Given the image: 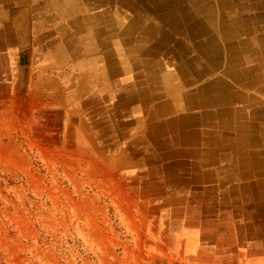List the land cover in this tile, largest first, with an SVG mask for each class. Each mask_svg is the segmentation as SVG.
Wrapping results in <instances>:
<instances>
[{
    "label": "rangeland",
    "instance_id": "374dc122",
    "mask_svg": "<svg viewBox=\"0 0 264 264\" xmlns=\"http://www.w3.org/2000/svg\"><path fill=\"white\" fill-rule=\"evenodd\" d=\"M32 5L0 0V264H264L261 165L202 171L175 132L144 142L142 116L103 128L65 98L80 69L32 50L64 21L19 20L16 50V11Z\"/></svg>",
    "mask_w": 264,
    "mask_h": 264
},
{
    "label": "crops",
    "instance_id": "0c3cea01",
    "mask_svg": "<svg viewBox=\"0 0 264 264\" xmlns=\"http://www.w3.org/2000/svg\"><path fill=\"white\" fill-rule=\"evenodd\" d=\"M16 1L33 4L16 11V50H26L28 35L19 20L65 22L48 29L55 38L46 47L34 43L32 50L38 48L47 62L80 69L76 80L65 77V98L74 92L86 99L83 105L95 108L103 128L120 123L122 115L142 116L144 142L146 130L175 132L179 153L187 157L181 161L199 164L202 171L221 162H254L264 176V46L256 43L246 52L247 35L232 34L222 42L223 35L220 40L217 30L207 28L210 18L214 25L218 18L227 31L233 21L250 20L248 31L264 40V7L251 0ZM224 3L229 9L220 6ZM215 41L219 61L208 45ZM244 49L246 55L228 61L229 54Z\"/></svg>",
    "mask_w": 264,
    "mask_h": 264
},
{
    "label": "bare ground",
    "instance_id": "6f19581e",
    "mask_svg": "<svg viewBox=\"0 0 264 264\" xmlns=\"http://www.w3.org/2000/svg\"><path fill=\"white\" fill-rule=\"evenodd\" d=\"M262 1H264V0H262ZM250 2H254V3H252V4H255V5H257V6H259V7H264V2H261V0H251ZM233 3H235L234 1H233ZM220 6H222L223 7V9H226V8H228V7H230L231 6V4H226V3H224V6L222 5V4H220ZM233 6V5H232ZM229 9V8H228ZM262 9H264V8H262ZM219 10H221L220 8L218 9V7H217V11H219ZM209 21H211V26L210 25H207V28H211V29H214V30H217L218 31V33H219V36H220V40H221V36L223 35V37H222V42H224L223 41V38H227V37H229V35H232V34H234V35H239L240 33L242 34H244V35H247V41L244 43L245 45V49H246V52L247 51H250V49L252 48V47H257V46H255L256 45V43L257 44H261L260 46L262 47V46H264V40H259V39H256L255 37L256 36H254L253 35V33H250L248 30H250L249 29V26H248V24H246L248 21H250V20H248V21H240V22H236V21H231L232 22V25L233 26H231L232 28H230V30L228 29V31L226 30V28H223V26H220L221 25V23H220V20H218V18H216L215 19V25H214V18H210V19H208ZM231 20V19H230ZM229 20V21H230ZM222 21V20H221ZM258 22L260 21V20H257ZM262 21H264V20H262ZM262 21H261V23H262ZM193 22V24H194V20L192 21ZM255 23V22H254ZM229 24V23H228ZM253 24V23H252ZM188 27H190V26H188ZM229 28V27H228ZM235 28H236V30H235ZM204 30V29H203ZM202 30V31H203ZM211 31V30H210ZM251 35V36H250ZM212 44V46H209V48H212V50H215L214 52H212L213 54H214V56H211L212 58H213V60L214 61H219V60H221V57H219L221 54H220V52H219V49H218V46H217V43H216V41L215 42H213V43H210V44H208V45H211ZM228 47V46H227ZM245 49L242 51V52H240V53H238V54H236V55H230L229 54V57H228V61H230L231 60V62H234L235 60H237V59H239L240 58V55H246V54H244L245 53ZM255 51V50H254ZM208 53V52H207ZM210 57V58H211ZM227 58V57H226ZM257 58V57H256ZM233 67V66H232ZM230 71V70H229ZM231 73V72H230ZM256 79V78H255ZM218 91H222V87L221 86H219L218 87ZM21 103H23L22 101H21ZM18 105H19V103H18ZM20 106V105H19ZM23 106H24V104H23ZM22 106V107H23ZM21 107V106H20ZM19 107V108H20ZM23 111V110H22ZM248 119V118H247ZM259 120V119H258ZM234 130V129H233ZM262 135V134H261Z\"/></svg>",
    "mask_w": 264,
    "mask_h": 264
}]
</instances>
